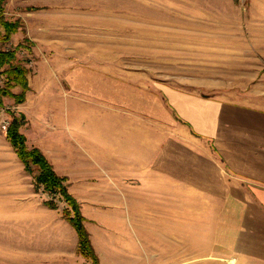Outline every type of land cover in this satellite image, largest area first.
Masks as SVG:
<instances>
[{
	"label": "crops",
	"instance_id": "obj_1",
	"mask_svg": "<svg viewBox=\"0 0 264 264\" xmlns=\"http://www.w3.org/2000/svg\"><path fill=\"white\" fill-rule=\"evenodd\" d=\"M29 82L17 112L26 116L21 133L27 146L38 148L70 188L97 191L92 208H106L117 197L155 209L167 228L143 234L152 254L171 240L180 254L187 221L190 240L210 247L205 254L216 247L238 264H264L263 108L164 83L150 87L69 60L38 61ZM71 94L97 107V137L88 142L96 156L67 138L69 108L62 98ZM31 180L7 134L0 133V185H13L20 195L27 189L17 198L34 205L32 216L16 223L13 263L78 264L84 257L75 228L45 205ZM84 198L77 197L81 204ZM85 217L100 264H107L97 250L102 223Z\"/></svg>",
	"mask_w": 264,
	"mask_h": 264
},
{
	"label": "rangeland",
	"instance_id": "obj_2",
	"mask_svg": "<svg viewBox=\"0 0 264 264\" xmlns=\"http://www.w3.org/2000/svg\"><path fill=\"white\" fill-rule=\"evenodd\" d=\"M4 10L5 20L18 28L9 41L2 40L5 31L0 28V50L17 51L13 63L29 69V81L38 61L69 60L150 87L164 83L264 109V0H4ZM6 81V75H0V89L9 92L2 106L21 123V132L26 116L17 113L18 105L26 102L30 82L24 102L18 103L15 96L23 88L7 86ZM62 105L69 108L67 138L80 140L88 154L96 156L88 142L97 137V107L72 94L62 98ZM26 172L45 205L70 223L67 212H73L66 199L38 184L39 166L31 165ZM60 177L78 202L77 197H85L83 204L79 202L83 216L101 221L97 250L105 254L107 264H238L216 247L214 254H205L210 247L202 239L190 240L192 224L187 221L180 254L173 240L152 254L143 244V234L147 228H167L154 216L155 209L117 197L106 208H92L97 207V191H75L66 176ZM18 190L0 185V264H14L16 223L34 213L33 202L17 198L27 189L21 195L15 194ZM86 222L85 217L88 231ZM83 260L91 264L86 257L78 264H87Z\"/></svg>",
	"mask_w": 264,
	"mask_h": 264
},
{
	"label": "trees",
	"instance_id": "obj_3",
	"mask_svg": "<svg viewBox=\"0 0 264 264\" xmlns=\"http://www.w3.org/2000/svg\"><path fill=\"white\" fill-rule=\"evenodd\" d=\"M4 0H0V28L4 29L3 41H9L11 36L17 32V23L6 21L4 18ZM16 50H0V75H6L7 86L10 84L20 85L23 88V92L16 95L18 103H22L25 100L26 91L29 90L28 74L29 69L20 64H14L16 59ZM5 66L9 68L4 69ZM7 89H0V104L2 105V97L8 95ZM21 123L17 118H14L7 137L14 147L18 157L24 163L27 170L31 165H37L40 168V174L37 178L39 185H43L45 190L52 193L61 194L68 202L73 215L67 212L66 218L75 228L79 237V253L84 257L91 260V264H100V259L95 252L91 243L89 232L84 226L85 217L83 216L79 202L71 195L65 185L66 179L60 177L54 170L52 164L47 157L38 149L27 146V139L24 134L20 132ZM48 205L51 208H55L54 203L49 202ZM71 212V211H69Z\"/></svg>",
	"mask_w": 264,
	"mask_h": 264
},
{
	"label": "built area",
	"instance_id": "obj_4",
	"mask_svg": "<svg viewBox=\"0 0 264 264\" xmlns=\"http://www.w3.org/2000/svg\"><path fill=\"white\" fill-rule=\"evenodd\" d=\"M12 121L9 109L0 105V133H7Z\"/></svg>",
	"mask_w": 264,
	"mask_h": 264
}]
</instances>
